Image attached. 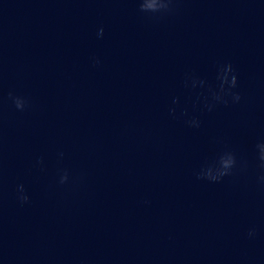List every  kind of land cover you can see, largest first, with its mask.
Segmentation results:
<instances>
[{"label":"clouds","instance_id":"9594fccd","mask_svg":"<svg viewBox=\"0 0 264 264\" xmlns=\"http://www.w3.org/2000/svg\"><path fill=\"white\" fill-rule=\"evenodd\" d=\"M174 3V0H139V7L140 11L144 13H161V12H169L172 11L171 5ZM103 28L99 29L97 35L102 36L103 35ZM94 64L99 63L98 60H93ZM220 81V92L224 95H234V98L236 100H239L240 97L238 94H233L232 89L237 86V77L234 74V70L231 64H226L221 67L218 77ZM214 99H221L220 95L213 94ZM9 97L13 100V103L15 104L16 109L23 111L27 105V101L25 98L21 96H13V94L10 92ZM262 155L261 159H264V146L261 148ZM227 156L228 159L225 160L224 157ZM235 161L231 154H225L220 157L219 160V166L215 167L214 171H208V172H202L198 178L201 179H208L209 181H217L221 177L228 175L229 170L233 167ZM68 180V174L67 172H64L60 176V183L63 184ZM24 187L23 185H19L17 189V199L23 204L27 203L29 201V197L27 195H24ZM253 233H249V235H252Z\"/></svg>","mask_w":264,"mask_h":264}]
</instances>
